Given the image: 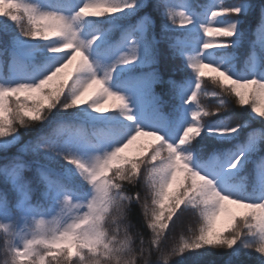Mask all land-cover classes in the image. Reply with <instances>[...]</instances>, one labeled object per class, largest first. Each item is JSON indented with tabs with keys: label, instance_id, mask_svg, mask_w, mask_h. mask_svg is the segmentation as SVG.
I'll use <instances>...</instances> for the list:
<instances>
[{
	"label": "snow or ice",
	"instance_id": "obj_1",
	"mask_svg": "<svg viewBox=\"0 0 264 264\" xmlns=\"http://www.w3.org/2000/svg\"><path fill=\"white\" fill-rule=\"evenodd\" d=\"M184 213L195 226L170 236ZM253 253L264 264V4L0 0L2 264Z\"/></svg>",
	"mask_w": 264,
	"mask_h": 264
},
{
	"label": "trees",
	"instance_id": "obj_2",
	"mask_svg": "<svg viewBox=\"0 0 264 264\" xmlns=\"http://www.w3.org/2000/svg\"><path fill=\"white\" fill-rule=\"evenodd\" d=\"M201 2H206V0H201ZM259 4H264V0H257ZM242 55V52H241ZM205 71H208L207 69ZM207 91H212L213 86L211 84L208 85ZM27 135H25V139L27 138ZM133 149L135 148V145L132 146ZM15 148L11 149V152H15ZM131 154V153H129ZM131 191V189H130ZM131 220L133 223H139V210L137 208H133V212L131 214ZM195 223L189 213H184L177 221L176 224L173 225L172 233H170V236H176L178 233L183 231V234L187 235V229L189 227H194ZM3 256L0 255V264H2ZM257 254L253 253L252 255H242L235 264H257ZM176 264H220V260L218 256L215 255H209L204 257L201 261H196L195 254L187 255L183 259L177 258Z\"/></svg>",
	"mask_w": 264,
	"mask_h": 264
}]
</instances>
